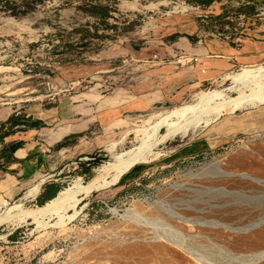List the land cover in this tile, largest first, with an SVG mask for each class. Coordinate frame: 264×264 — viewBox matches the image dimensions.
<instances>
[{"label": "rangeland", "instance_id": "obj_1", "mask_svg": "<svg viewBox=\"0 0 264 264\" xmlns=\"http://www.w3.org/2000/svg\"><path fill=\"white\" fill-rule=\"evenodd\" d=\"M247 3L253 8L242 18ZM197 19L202 35L257 37L264 0H0V112L24 115L51 103V128L82 122V107L93 119L67 136L56 163L65 166L52 169L58 192L74 183L92 189L77 193L75 208L51 207L43 216L37 210L49 199L0 196V264H264V102L186 133L152 126L204 93L235 96L239 84L230 75L264 58L175 102L130 113L108 107L127 87L129 57L174 59L166 45L193 35ZM261 78L247 92L264 89ZM143 142L139 161L99 185L113 173L105 164ZM15 203L21 207L8 212Z\"/></svg>", "mask_w": 264, "mask_h": 264}, {"label": "crops", "instance_id": "obj_2", "mask_svg": "<svg viewBox=\"0 0 264 264\" xmlns=\"http://www.w3.org/2000/svg\"><path fill=\"white\" fill-rule=\"evenodd\" d=\"M200 19H197L193 35H180L171 45H166L174 59L157 60L159 58L152 54L143 55L142 58L129 57L127 87L117 89L112 98L118 102L112 100L108 107L118 105L130 113L157 102H175L194 92L203 83L217 80L233 66L264 58V26L262 34L244 38L236 46L215 36L202 35ZM82 109L87 114L82 122L64 120L62 126L55 125L53 128L51 103L37 112L24 115H19L17 111L0 112V122L6 126L12 114L28 123L41 122L40 125L20 122V127L12 126L9 134L0 141V196L5 200L21 197L33 199L41 197L51 183L59 184L58 179L53 177L52 169L56 168V172H59L65 166L63 163L56 167V163L67 144L57 147L58 143L70 134L88 129L93 121L87 113L89 110ZM72 112L74 115L82 113L74 108ZM36 186L38 190L31 196L29 192Z\"/></svg>", "mask_w": 264, "mask_h": 264}, {"label": "bare ground", "instance_id": "obj_3", "mask_svg": "<svg viewBox=\"0 0 264 264\" xmlns=\"http://www.w3.org/2000/svg\"><path fill=\"white\" fill-rule=\"evenodd\" d=\"M230 76L234 82L239 84V89L235 96L226 95L221 91H211L208 93H204L199 97V100L197 102L176 106L166 113L160 115L152 125L153 128L157 131L158 128L165 126L168 135L173 134L177 131H184L186 133L189 127L197 126L200 124H208L221 114L235 111L236 109L242 108L244 106L255 105L257 103L264 102V91H262L264 89L261 90L250 88L247 92V86L251 85L250 83L253 82V85L257 86L256 81L259 78L264 77L263 64H258L256 66H245L241 70L231 74ZM262 79L263 78H261L260 81H263ZM259 87L261 88L262 86ZM149 127L151 128V126ZM144 131V134L148 132L146 129ZM145 147L146 145L143 142L141 145L117 153L114 161L108 162L104 165L105 169H113L111 178L109 180H104L103 183L99 182V185L117 181L119 177L124 172H126L130 166L139 161V159L142 157ZM77 187L78 184L74 183L71 186L62 188L56 196L47 200L45 205L37 210V215H39V213L42 216L43 213L51 215V207L54 213L66 212L71 208H75L76 204L80 200V197L77 196V193H79V191H82L87 194V192L92 189V187L87 186L82 188ZM37 190L38 186L34 187L29 192V194L31 196H34ZM19 207H21V203H15L9 206L7 211L10 212L11 209ZM75 212L76 210H74V213ZM62 216L64 215H61V217ZM70 216L71 215H68V217Z\"/></svg>", "mask_w": 264, "mask_h": 264}, {"label": "trees", "instance_id": "obj_4", "mask_svg": "<svg viewBox=\"0 0 264 264\" xmlns=\"http://www.w3.org/2000/svg\"><path fill=\"white\" fill-rule=\"evenodd\" d=\"M195 1L203 2V3H206V4L208 5V4L212 3V2L215 1V0H195ZM252 8H253V5H251V4H249V3H247V4H243V5L241 6V9H242L241 12H243V13H245V14H248L249 11H250ZM99 10H101V13H102L103 15H106V14H107V11L104 10L102 7H101ZM215 16H218V17H224V15L222 16V15L219 14V13L216 14ZM20 118H21V117H16V116H14V114H12V115L8 118V120H7V122H6V123L9 124V125H7L8 127H7L6 131L3 130V129L6 127V124L2 123V124L0 125V141L3 140V138H4L7 134H9V132L11 131L10 128H11L12 126L18 125L20 122L25 123V124H29V125H31V124H34V125H40V124H41V122H39V121H32L31 123H28V122H26V121L23 120V119L21 120ZM67 138H68V137H65L61 142H59L58 145H57V147H60V146H62V145H65L66 142H67ZM59 187H60V184H57V183H51V185L48 186V188H47V190L45 191V193H43V194L41 195V197H39V198H40L41 200L51 199L52 197H54V196L56 195V193H57L58 190H59ZM41 200H40V203H42Z\"/></svg>", "mask_w": 264, "mask_h": 264}, {"label": "built area", "instance_id": "obj_5", "mask_svg": "<svg viewBox=\"0 0 264 264\" xmlns=\"http://www.w3.org/2000/svg\"><path fill=\"white\" fill-rule=\"evenodd\" d=\"M241 14V16H242V18H246V15L247 14H245V13H240ZM226 16V15H225ZM224 16V17H225ZM201 21H203V18H201ZM202 25H201V31L202 30H205V23L203 24V23H201ZM225 24H227V23H225ZM224 24V25H225ZM211 26H212V24H211ZM211 35L212 36H215V37H218V38H220V39H223V40H226V41H229V42H231V43H233V44H235L236 46H238L239 44H240V42H241V39L243 38V35H239V37H241V39H239V37H237L236 38V35H234L233 37H231L230 35H227L226 33L225 34H223V35H221L220 33H215V32H213V33H211Z\"/></svg>", "mask_w": 264, "mask_h": 264}]
</instances>
